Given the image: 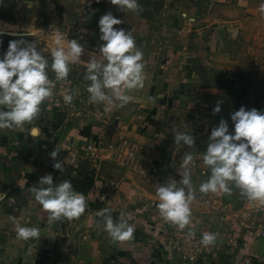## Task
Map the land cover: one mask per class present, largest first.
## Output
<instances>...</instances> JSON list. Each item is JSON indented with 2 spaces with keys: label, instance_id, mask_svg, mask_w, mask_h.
Masks as SVG:
<instances>
[{
  "label": "crops",
  "instance_id": "obj_1",
  "mask_svg": "<svg viewBox=\"0 0 264 264\" xmlns=\"http://www.w3.org/2000/svg\"><path fill=\"white\" fill-rule=\"evenodd\" d=\"M84 1L2 0L0 58L8 40H24L34 42L50 65L56 31L67 43L72 39L67 34L70 18L80 14L94 22L99 47V19L111 12L122 21L114 27L130 32L143 53L144 86L129 92L131 100L123 107L106 109L101 104L97 108L101 119L75 121L65 109L48 110L46 100L38 119L23 130H0V193L5 194L0 199V264H264V236L256 233L264 228V202L248 199L229 182L231 194L221 192L217 197L224 210L199 203L207 194L199 191L200 184L211 175L203 154L212 128L224 119L233 132L231 113L241 106L264 112V94L258 92V83H264V73L258 75L263 68L258 62H264L260 55L264 13L259 11L264 0H173L174 14L168 17L161 15L166 0H138L142 11H122L111 0H95V13L88 8L80 11ZM155 1L158 7L153 6ZM28 31L37 34L30 36ZM83 56L81 62L69 65L82 86L88 63ZM48 75H55L50 67ZM218 103L221 110L214 114ZM32 127L40 129L37 137L29 134ZM176 131L193 135L194 146L176 144ZM114 135L135 146L130 165H121L109 146ZM84 137H101L99 165L87 161L76 172L54 168L51 149L62 142L81 144ZM189 153L201 165L189 169L194 191L191 223L181 229L161 217L156 189L170 179L184 187L180 181ZM47 174L54 184L71 181L73 189L84 195L86 207L79 218L48 222V212L30 191ZM87 177L93 179L92 186L88 192L78 191L74 182ZM105 208L114 222L128 214L123 218L134 228L132 239H111L98 215ZM245 219L254 221V232L240 225ZM233 221L238 224L232 230ZM17 224L38 227L41 237L19 239ZM183 231L200 236L211 232L217 239L193 262L172 246L174 234ZM233 234L240 247L231 246Z\"/></svg>",
  "mask_w": 264,
  "mask_h": 264
},
{
  "label": "clouds",
  "instance_id": "obj_2",
  "mask_svg": "<svg viewBox=\"0 0 264 264\" xmlns=\"http://www.w3.org/2000/svg\"><path fill=\"white\" fill-rule=\"evenodd\" d=\"M111 3L122 11L143 10L138 0H111ZM259 11L264 13V4L260 5ZM121 23L111 12L101 16L98 22L102 41L98 47L101 59L92 57L86 65L85 79L90 81L87 86L89 102L104 104L106 109L127 105L131 100L128 93L144 86L143 53L137 48L130 32L114 27ZM26 34L35 36L37 33L28 31ZM53 43L55 46L49 49V65L48 59L37 50L34 42L9 41L6 52L0 58V130H23L26 124L37 120L41 105L53 96L55 83L49 79V67L55 73V81L62 82L68 77L69 65L78 63L84 55L83 45L77 39L72 38L65 43V36L59 31H56ZM63 99L66 104H71L73 95L65 93ZM220 110L218 103L213 113ZM231 120L234 123L233 132H229L228 122L224 119L210 132L203 162L210 168L211 175L200 184L199 191L231 194L229 182H234L242 195L264 202V112L255 108L246 110L241 106L231 113ZM39 132L38 127H32L29 134L37 137ZM174 142H183L189 148L195 143L193 135L180 131L175 132ZM56 156L57 151H53L51 157L54 159ZM192 161V154H187L184 166ZM53 167L63 171L60 162L54 163ZM180 183L184 187H178L170 179L157 187L156 196L158 210L165 222L183 229L191 223L190 203L194 199L190 170L182 173ZM38 184L39 187L33 186L30 191L43 210L48 212L49 223L76 219L84 213L85 197L73 189L71 181L54 184L53 176L47 174L39 179ZM4 196V193H0V199ZM109 213L110 210L105 208L98 215L103 217L105 231L111 239H132L134 228L123 218L128 214H122V218L114 222ZM16 232L18 238L25 241L41 237L38 227L17 224ZM216 239L217 234L206 232L200 242L207 247L214 245Z\"/></svg>",
  "mask_w": 264,
  "mask_h": 264
},
{
  "label": "built area",
  "instance_id": "obj_3",
  "mask_svg": "<svg viewBox=\"0 0 264 264\" xmlns=\"http://www.w3.org/2000/svg\"><path fill=\"white\" fill-rule=\"evenodd\" d=\"M86 1V0H85ZM84 1V2H85ZM88 5L95 3V0H87ZM173 3V0H166V9H163L162 11L167 12L168 8ZM96 9L94 8L93 11ZM171 11L169 13V16L171 15ZM88 41V40H87ZM84 43L86 40L83 41ZM67 84L68 90H70V87L68 86V80H64ZM50 100L52 99L49 98ZM101 138V137H100ZM100 138L96 139H89L87 137L83 138V141L81 144H74L69 142H62L59 144V146L53 147L50 151V156L53 151H57V156L53 159V161L60 162L63 166L64 170H72L73 172H76L78 168L82 165V163H85L87 161L93 162L95 166L99 165L100 160L102 159V146L103 143L101 142ZM111 148L115 151V156L119 160L121 165H130L131 162L134 160L135 156V146L131 145L127 140H124L123 138L119 137L118 135H114L112 137V141L109 144ZM126 149H129L126 153ZM201 164L197 160H193L190 162L186 167L184 166L185 170H189L191 167H197ZM59 170V169H58ZM153 172L157 173V168H153ZM187 189V188H186ZM221 191L217 192H209L205 194L204 196H201L199 198V203L202 204L204 207H215L216 210H224V207L218 203L217 197L220 196ZM236 221H233L232 226L230 229H234V227L238 224L235 223ZM240 225L245 226L248 231L254 232L255 231V223L251 219H245L240 220ZM261 234L264 236V228H259L256 233ZM190 231H183L175 233L172 238V246L176 249H178L181 253V256L191 260V261H197L198 260V254L202 251H204L205 246L201 244V237L199 234L194 233L192 235ZM234 238H231V246H238L239 242L236 240V236L233 234ZM245 246V243L241 246V253L242 248ZM240 247V245H239ZM238 247V248H239ZM239 249V250H240ZM245 261H251L249 258H246Z\"/></svg>",
  "mask_w": 264,
  "mask_h": 264
},
{
  "label": "rangeland",
  "instance_id": "obj_4",
  "mask_svg": "<svg viewBox=\"0 0 264 264\" xmlns=\"http://www.w3.org/2000/svg\"><path fill=\"white\" fill-rule=\"evenodd\" d=\"M82 4L83 5L80 7L81 12L85 11V8L86 9L88 8L91 11H93L94 8L98 10V7H97V5H95V3L88 5V1H85ZM153 6L158 7L159 2L155 1ZM162 10H163V8H162ZM167 10L168 11L165 13H164V11H162L161 15L168 17L170 11L172 12L171 14H174L172 7H169ZM96 11H94V13ZM72 15H74V14H72ZM80 16L77 17V19H76V17L70 18L71 22L68 24L69 26L67 25L68 26L67 34L70 33V37L77 39L78 42L83 45V48H84L83 58L85 59V61L88 62L90 58H92V57L97 58V56L100 55V53L98 52V45L96 44V42L94 40V37H96V34H98V31L96 32V30L93 28L94 22L92 21V23H91V18H89V16L87 14L86 15L80 14ZM99 32H100V29H99ZM84 40H86L85 43L83 42ZM260 55H263L262 60H264V51L261 52ZM248 61H251V58ZM79 62H81V61H79ZM251 64H252V62H248V65H251ZM258 66H259V68L261 66H263L262 69H258V75H259V73H264L261 71V70H264V62H258ZM73 71H74V69H73ZM78 71H81V69ZM75 77H76V73H73L70 71L68 74V77H67L68 86L70 87V90H68L67 84L65 83V81L57 82V81H55V75L49 76V79L55 83V87L53 89L52 99L47 100L48 104L50 105V106L47 105L48 110H54L56 108L65 109V110H67V112L71 116V118H73L75 121H77L78 119L80 120L84 117H90L92 119L99 117L101 119L102 114L100 112H98V109H97V108H99V109L101 108V104H93V103L89 102V93L87 91V86L90 84V81L85 80L84 81L85 85L83 84V86H82V85H80V83L78 82V80ZM74 78H75V81H74ZM258 92L264 94V83L263 84L258 83ZM65 93H71L73 95V101L71 104H66L64 102L63 96ZM86 119H88V118H86ZM92 135H93V133H92ZM92 135H91V137H92Z\"/></svg>",
  "mask_w": 264,
  "mask_h": 264
},
{
  "label": "trees",
  "instance_id": "obj_5",
  "mask_svg": "<svg viewBox=\"0 0 264 264\" xmlns=\"http://www.w3.org/2000/svg\"><path fill=\"white\" fill-rule=\"evenodd\" d=\"M11 40H8V42ZM93 179L91 177H87L84 179H79L74 182V186L78 191L83 193L88 192L90 187L92 186Z\"/></svg>",
  "mask_w": 264,
  "mask_h": 264
}]
</instances>
